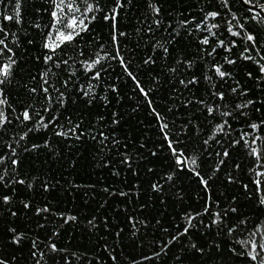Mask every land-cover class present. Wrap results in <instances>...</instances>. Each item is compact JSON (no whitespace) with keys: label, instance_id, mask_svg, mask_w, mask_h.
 I'll use <instances>...</instances> for the list:
<instances>
[{"label":"trees","instance_id":"16d2710c","mask_svg":"<svg viewBox=\"0 0 264 264\" xmlns=\"http://www.w3.org/2000/svg\"><path fill=\"white\" fill-rule=\"evenodd\" d=\"M16 3L0 4V39L15 60L10 78L0 85L10 121L0 128V175L5 177L0 182V260L259 264L250 260L246 242L264 243V176L259 192L254 183L257 173L264 172L260 12L242 0H88L100 9L95 19L86 20L87 30L62 46L54 62L46 63L51 53L44 43L52 30L53 0H20V24L3 19L15 14ZM77 3L85 8L84 0ZM248 5L261 7L264 0ZM113 10L118 13L116 44L113 21L104 19ZM210 12L220 15L212 19ZM213 23L218 25L212 29L214 36L205 30ZM229 28L240 36L230 34ZM248 34L256 37L255 47L246 40ZM205 38L207 45L202 43ZM117 45L147 98L120 61L110 58ZM9 55L5 49L0 63ZM248 55L254 59H244ZM97 56L101 64L94 67L100 78L93 79L94 72L85 71L83 62ZM149 58L152 62L145 63ZM213 65L230 75L219 78ZM45 72L48 84L42 81ZM193 78L197 83L188 84ZM217 93H223L222 101ZM209 107L217 111L209 114ZM25 109L29 121L23 120ZM41 117L54 123L43 128ZM253 123L260 125L258 131L250 127ZM162 124L168 127L162 130ZM256 136L262 139L252 144ZM169 139L183 153L181 159L189 158L187 166L177 165ZM253 147L259 159L250 154ZM5 196L10 197L7 203ZM45 208L48 211L38 213ZM215 213L223 218L218 224L212 223ZM69 216L76 219L66 223ZM189 216L195 217L192 227L181 235ZM230 228L235 229L231 234ZM16 235L23 237L18 244L13 243ZM52 244L61 251L53 252Z\"/></svg>","mask_w":264,"mask_h":264},{"label":"snow or ice","instance_id":"6c2138e0","mask_svg":"<svg viewBox=\"0 0 264 264\" xmlns=\"http://www.w3.org/2000/svg\"><path fill=\"white\" fill-rule=\"evenodd\" d=\"M3 3V0H0V4ZM85 3V8L83 10L80 9V7L78 6L77 0H53V4H54V10L51 12V16L53 18V24H52V30H50L49 35L46 37V41L44 43V48L47 49L51 54L47 55L45 57V62H54V57L55 54L58 50H60L62 48V46L66 45V44H71L73 43V41L76 39V37L80 36L81 33L83 31L87 30V24L85 23L86 20H94L95 19V15L94 13L99 11L100 9L92 3H88V0H84ZM227 3V0H225V4ZM244 3L246 4H251L252 0H244ZM19 7H20V0H17L16 3V11L14 15H6L3 17L4 20L7 21H15L17 24L22 23L21 19H20V11H19ZM118 7H122V4H118ZM264 7V6H261ZM154 11L156 12V14H159V8H155ZM77 13H79V16H77ZM89 13H93V15L89 16ZM117 12L116 10H113V12L109 15H106L104 17L105 20H112L113 21V43L116 44L118 37L115 34V21H116V16H117ZM220 15V13L218 12H210L208 13V17H211L212 19H215L216 17H218ZM258 15V14H257ZM235 19V17H234ZM157 24H159V21H156ZM188 22L185 21L184 24L186 25ZM203 25V22H202ZM202 25H198V27L202 26ZM218 25L213 23L209 26H207L205 28L206 31L209 32L210 35L214 36L215 33L212 32V29L217 28ZM241 28H243V25H240ZM54 30V31H53ZM0 31H3V28H0ZM229 32L230 34L234 35V36H240V32H233L231 28H229ZM120 35H125L124 33H120ZM246 40L248 42H251L253 44V47H255L256 45V37L254 35L248 34L246 36ZM202 43L204 45H207L209 43V39L205 38ZM219 45L221 47H224V42L223 41H218ZM0 54L3 53V51L6 49L10 55L8 57V60L6 63H0V85H4L7 80L10 78L11 75V69L13 67V65L15 64V60L13 59L14 53L12 52L11 48H8L7 45L5 44V40L4 39H0ZM230 50V49H229ZM165 52H167V48L164 49ZM246 51L251 52V49H246ZM82 54V53H81ZM257 55H260L258 49H257ZM107 56V54H106ZM111 59H118L120 61L121 66L124 68V70L127 72V74L129 76L132 77V79L136 82V87H138L140 89V92L145 96V98L148 97V92L145 91V89L140 85L139 81H136V77L127 69V64L124 61L123 56L120 55V49L119 46L117 45L116 47V55L115 56H111ZM262 59H264V56H261ZM244 59L247 60H252L254 59L251 55L245 56ZM152 62L149 59L145 60V63H149ZM227 63H234V61L231 60H227ZM56 66L59 67V62H55ZM63 63L65 65L68 64L67 60H64ZM87 65V67L85 68V71H89V72H94V76L92 77L93 79H99L100 78V71H97L96 68L94 67L95 65H100L101 64V58L99 56H97L96 59L90 61V62H83ZM260 72L261 74H264V65H260ZM213 70L215 71V73L218 75L219 78L224 79L225 77L229 76V73H226L224 71L221 70V66L218 65H213ZM48 75L47 72H45L43 74L42 77V81L43 84H48V80L45 79L44 77H46ZM249 75H251V73H249ZM67 82L65 81V84ZM181 83H184V81H181ZM188 84H195L197 83V80L195 78L189 80L187 82ZM44 91V93L46 94V99H48L49 101H51V96L48 95V88L44 87L42 89ZM58 91V90H57ZM232 91L235 93L237 91V88H233ZM32 92H36V89H32ZM89 93L87 91L84 92V95H88ZM61 97L63 96V93L60 94ZM217 98L219 100H223L224 99V95L223 93H217L216 94ZM252 103V102H249ZM7 104V100L4 97V93H3V88L0 87V128H2L5 123L10 122L8 121V117L5 114L4 110H3V105ZM149 104H151V101L149 100ZM248 105H238V108H244L247 107ZM45 111H47V109H45ZM217 109L213 108V107H209L208 108V112L209 114H212L214 112H216ZM158 115V114H157ZM224 116H228L230 115V113L228 112H224L223 113ZM22 117L24 121H29L31 120V114L30 111L28 109H25L22 113ZM20 117H17V119H19ZM159 118V116H158ZM39 125L43 128H47L49 126V124L54 123V121H48V123L44 122V118L41 117L40 120L38 121ZM264 123V122H262ZM227 124V121H224L221 125H219V129L223 130L224 126ZM78 127V125H77ZM168 127L167 124H162L161 128L166 129ZM253 131H258L260 129V125L253 123L250 126ZM31 130V129H30ZM70 132H75L74 129H70ZM58 135H66V133L64 132H58ZM82 135V134H81ZM247 135V134H246ZM26 136V134H25ZM25 137L22 136L21 139H24ZM165 138L168 139L167 134H165ZM77 139H79V136H77ZM243 139V137H242ZM262 139L261 137H254L252 140V144H255L257 140ZM236 143H239V141H237ZM247 143V141H246ZM169 148L172 151V154L176 157V163L177 165H185L187 166V162L189 160V158L185 157L184 159H181V157L183 156L182 152H178L177 149L173 146V142L169 139ZM251 155L256 156L258 159L260 157V153L259 151L253 147L251 148ZM223 155L225 157L228 156V152L225 151L223 153ZM3 158H0V160H2ZM191 163L193 165H195L196 161L194 159L191 160ZM221 163H223V161H221ZM13 165L18 164V161L13 160L12 161ZM196 175H199V172H196ZM264 176V172H260L257 173V179L254 181V183L257 186V191L259 192L261 190V184L262 181L260 179V177ZM169 179H171V177H169ZM202 179V178H201ZM5 177L4 175H0V182H4ZM15 183H19V184H24L25 181L23 180H14ZM202 183L205 184V186L207 185V181H204L202 179ZM154 189L159 190V186L154 185L153 186ZM246 187V186H245ZM4 201L7 203L10 200V197H3ZM260 203L262 205H264V199H261ZM29 205L25 204V207H28ZM48 211L47 208L45 209H40L38 210L39 212H46ZM207 211V210H206ZM233 212H235V209H232ZM215 218L213 219L212 223L213 224H218L222 221V217H220L219 213H215L214 214ZM195 217L189 216L187 217V225L185 226L183 233H181V235H185L188 233L189 229L192 227V220ZM76 218L69 216L65 218V222H69V221H74ZM211 226V225H210ZM234 228H230L229 229V234H231L232 231H234ZM14 231V230H13ZM252 237H255L256 233L253 232L250 234ZM23 237L21 235H16L13 237V243H19L20 240ZM173 239H178V237H173ZM262 240H264V236L261 237ZM246 246L249 247L251 249V251L248 252V256L250 258L251 261L253 262H257L259 261V264H264V243H257L255 240H252L251 242H246ZM51 250L53 252L56 251H61L60 249H58L56 247L55 244L50 245ZM166 247V246H165ZM193 247H195V245H193ZM202 251V250H200ZM36 253L34 252L33 255H35ZM0 264H8L7 261H2L0 260Z\"/></svg>","mask_w":264,"mask_h":264},{"label":"water","instance_id":"95a60500","mask_svg":"<svg viewBox=\"0 0 264 264\" xmlns=\"http://www.w3.org/2000/svg\"><path fill=\"white\" fill-rule=\"evenodd\" d=\"M242 2L244 3L243 0H242ZM244 5H245L246 7H248V8H252V9H254V10H257V11L260 12V14L264 17V11L262 10L261 7H258V6H250V5L246 4V3H244Z\"/></svg>","mask_w":264,"mask_h":264}]
</instances>
